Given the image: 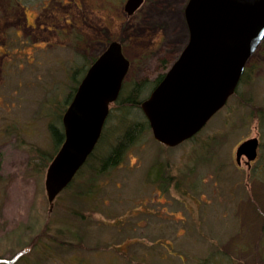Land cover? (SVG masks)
Listing matches in <instances>:
<instances>
[{"label": "rangeland", "instance_id": "374dc122", "mask_svg": "<svg viewBox=\"0 0 264 264\" xmlns=\"http://www.w3.org/2000/svg\"><path fill=\"white\" fill-rule=\"evenodd\" d=\"M126 1L0 0V264H263L264 47L193 137L165 146L148 124L97 177L96 197L76 198L85 169L49 208L50 160L40 155L55 154L48 126L62 127L84 67L117 41L129 61L125 88L148 82L147 96L188 40L187 0H141L132 12ZM115 101L102 150L127 125ZM125 114L147 120L140 106ZM253 136L256 158L238 164L237 145ZM154 165L167 169L162 180L151 178Z\"/></svg>", "mask_w": 264, "mask_h": 264}, {"label": "water", "instance_id": "95a60500", "mask_svg": "<svg viewBox=\"0 0 264 264\" xmlns=\"http://www.w3.org/2000/svg\"><path fill=\"white\" fill-rule=\"evenodd\" d=\"M141 0H127L129 12ZM188 40L150 93L140 101L155 140L176 146L198 133L235 92L246 62L264 39V0H187ZM129 67L117 41L89 65L62 114L64 138L46 167L51 208L95 148L110 104ZM256 136L241 141L235 160L257 156Z\"/></svg>", "mask_w": 264, "mask_h": 264}, {"label": "trees", "instance_id": "16d2710c", "mask_svg": "<svg viewBox=\"0 0 264 264\" xmlns=\"http://www.w3.org/2000/svg\"><path fill=\"white\" fill-rule=\"evenodd\" d=\"M264 47V39L262 40L261 44L258 46V48H262ZM257 48V49H258ZM254 53L250 56V58L248 59V61L246 62L243 74L241 76L240 82L242 81V79L244 78V75L247 73V70L249 69V65L250 62L252 61V57ZM251 60V61H250ZM256 65V64H255ZM86 71L85 67H84V71H82V73L84 74ZM73 72L71 74V78L73 77ZM163 74L158 76L157 79L154 80V84L158 83L160 81V79L162 78ZM80 80L76 79L77 84L79 83ZM125 83H123L121 90L119 92V95L116 99V104L118 105L117 111H119L121 113L120 116H122V120L126 121L127 125H125L123 128L120 129V131H118L115 135V141L112 144V146H109V148L102 150L100 149L97 145L100 141L103 140L104 135H105V128H103V131L101 132L100 138L95 146V148L93 149V151L90 153V155L88 156L87 160L85 161V163L79 168V170L76 172V174L74 175L73 179L70 181V183L65 187L67 189V187H71L72 184L75 182V180L77 179V176L80 175L85 169H90V171H88V175L87 179H86V184H87V188L85 189V193L81 194L79 193L80 188L76 190V198L78 197L79 200L82 201L81 197H84L83 201L91 198L94 194V196L96 197V194H99V191L101 190V188L99 187V185L102 183H99L97 179L98 176H103V177H108L110 175V172L116 168V166H118L120 164V162L123 159V154L126 151L127 147L144 131L148 128V122L147 120H139L137 117H132L131 115L128 116L126 115V111L129 110L130 108H136L137 111L139 110V103L142 99H144L146 96H144L145 94V86L147 84H149L148 82L145 81H139V82H134L131 84V87H128L126 89L125 88ZM151 83V82H150ZM146 84V85H145ZM72 90L69 93V96L67 99L72 98L73 93L75 91V86L72 87ZM128 90V91H127ZM144 90V91H143ZM127 91V92H126ZM110 115V114H109ZM108 115V117H109ZM263 115V114H262ZM49 131H50V136H51V140H52V145H53V150L57 151V149L59 148L60 144L63 141L64 138V132H63V127H61V125H57L55 123H51L49 126ZM51 153V152H50ZM44 154V155H40L42 158L45 157V160H51L52 155L54 152H52L51 154ZM42 160V159H40ZM92 161V164L89 165L88 163ZM43 163V162H42ZM40 166V165H39ZM153 167H156L154 169H152ZM164 167H162L161 165H157V166H152L148 171L152 172V176L151 178L154 179H159L162 180L163 176H166V172L167 169L164 171ZM86 171V170H85ZM149 175V174H148ZM76 178V179H75ZM75 179V180H74ZM79 191V192H78ZM56 198V197H55ZM75 199V198H74ZM78 201V200H77ZM80 209V207H79ZM77 213V212H76ZM79 220L80 218L82 219V215H79ZM261 230L264 232V220L262 222L261 225ZM75 235V240L81 242V237L78 234L76 236V233H74ZM264 236V235H263ZM263 264H264V256H262ZM8 262V261H7ZM207 260H203L201 261V264L206 263Z\"/></svg>", "mask_w": 264, "mask_h": 264}, {"label": "flooded vegetation", "instance_id": "af4514ba", "mask_svg": "<svg viewBox=\"0 0 264 264\" xmlns=\"http://www.w3.org/2000/svg\"><path fill=\"white\" fill-rule=\"evenodd\" d=\"M250 164H251V162H250L249 164H247V166L249 167V166H250Z\"/></svg>", "mask_w": 264, "mask_h": 264}]
</instances>
